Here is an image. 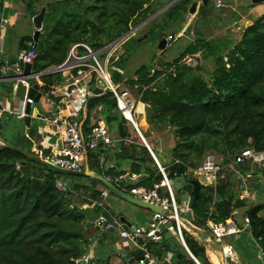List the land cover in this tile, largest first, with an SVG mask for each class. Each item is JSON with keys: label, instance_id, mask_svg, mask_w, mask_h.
<instances>
[{"label": "trees", "instance_id": "obj_1", "mask_svg": "<svg viewBox=\"0 0 264 264\" xmlns=\"http://www.w3.org/2000/svg\"><path fill=\"white\" fill-rule=\"evenodd\" d=\"M170 1L21 0L28 18L37 15L42 7L45 9L34 47L32 71L60 65L71 45L76 43H86L94 50L102 49ZM191 4L192 0H178L152 18L145 25L146 37L155 36L159 42L171 34V41L182 29ZM206 6L200 4L197 15H206ZM200 35L198 33L173 62H160L159 69L151 63L139 66L130 76L124 74L127 55L135 49L127 47V40L139 42L134 36L123 41V53L118 56V51L107 64L116 89L124 86L138 97L137 102L145 105L149 127L158 132L171 131L170 160L161 159L156 151L153 153L171 182L183 181L182 188L172 186L177 204L181 203V196L191 190L187 180L194 177L188 170L196 168L205 154L216 153L225 160H232L239 151L249 147L264 151V14L247 26L234 43L227 38L206 40ZM31 40L30 36L25 37L22 45ZM198 52L214 59L215 68L208 81L194 72L198 68L180 63L185 55ZM155 59L153 56L152 62ZM40 79L41 90L46 91L63 77L61 72H55ZM98 114L107 126L125 121L110 90L88 99L80 116L84 133H88L91 119ZM29 118L19 120L13 114H0V137L6 142L0 145V264H73V259L86 254L92 243L91 231L84 232L83 223L88 216L100 212L95 201L100 199L97 189L100 183L95 178L58 174L47 164L27 159L16 151L34 153L32 142L23 133V127L30 124ZM31 132L34 131L31 129L29 136ZM142 136L148 139L146 132ZM126 140L119 139L117 145L103 151L87 150L86 167L104 177L126 170L142 173L138 184L146 188L161 181L162 175L148 149L139 140ZM49 154L43 152V156ZM240 170L248 171L246 166H240ZM263 172L264 167L254 168L252 172L258 174L249 186L255 204L240 199L224 174L215 186L200 184L194 208L183 218L208 231L207 220L224 222L233 217L235 209L245 208L248 229L261 248L264 264V216L260 214L264 203H259L264 197V182H258ZM58 181L70 184H63L65 190H61L56 186ZM80 190L89 194V202H96L94 208H82L71 200V192ZM159 192L166 193V189ZM170 224L174 226V221ZM181 233L187 249L199 264H218L212 252L193 235L184 228ZM145 246L157 259L170 252L175 255L173 264H196L178 236L166 229L159 241H148ZM133 251L131 256L136 260L141 252ZM108 259V255L96 249L87 264H107Z\"/></svg>", "mask_w": 264, "mask_h": 264}, {"label": "built area", "instance_id": "obj_2", "mask_svg": "<svg viewBox=\"0 0 264 264\" xmlns=\"http://www.w3.org/2000/svg\"><path fill=\"white\" fill-rule=\"evenodd\" d=\"M214 4L216 7H220L221 1L214 0ZM6 22V18L0 17V24H5ZM170 38L171 36L167 40L169 41ZM119 42L113 41L98 50L92 49L86 43L71 45L65 60L60 65L52 67L55 72L62 73L63 80L47 88L45 94L50 109L46 110L43 114L31 115L34 99L33 97H27V95L14 109H8L3 101H0V114L2 112L13 114L19 120L25 117H31L41 124L44 131H54L57 133V138H55L57 141H53L50 145V154L41 158L47 164L65 170L82 171L86 166L87 150L99 149L103 151L107 147L114 146L113 144L116 140L110 136L108 126L101 116L91 119L88 133H84L80 122L81 113L88 99L96 96L92 93V90L98 87L95 83L97 77H100L105 85L103 93L105 90H110L113 93L116 108L120 116L126 122L130 123L139 137L144 140L138 123L134 118L136 111L135 102L127 90L116 89L107 71V60L109 61L112 55L117 52ZM103 53L105 55L103 60L100 61L98 56L101 57ZM35 56L36 52L33 47V41H31L27 43L25 49H19L17 51L13 63L9 64L8 61H5V63L0 61V79L7 70H11L13 80L22 82L29 88L30 80H39L45 75L44 73L46 71L33 72L31 68L29 74L23 72L24 65L30 64L32 66ZM190 57L187 56L185 59H181V62L190 66L189 64L192 60ZM40 83L42 86L43 83L41 81ZM99 83L101 84L102 82L100 81ZM27 104L30 106L29 114L25 113ZM119 139L118 137L117 141ZM58 141H60V149H58ZM146 148L150 155L153 156L157 168L162 175L161 181L153 183L150 188H146L138 184L143 174L128 170L118 175L104 178L121 191L127 192L131 197L160 206L166 213L151 212L150 220L146 224V227L127 226L120 219L112 217L106 210L108 207L99 201L95 203L99 206L100 212L91 217V225L98 233L118 231L119 238L127 242L130 249L141 252L136 259V264H155L154 258L145 244L148 241H159L162 238L163 229L177 235L180 242L185 245L181 233L183 225L179 221V217H181L180 212L189 211L185 200L182 199L180 204L176 203L171 180L166 177L163 167L159 164L147 143ZM33 151L39 157L43 155L34 149ZM240 166H246L248 171L242 172ZM18 167L19 165L17 164ZM263 167L264 151H255L249 147L239 151L225 167H222L221 163L217 161L214 153H207L203 156L201 163L196 168L189 169L188 171L192 172L194 179L196 178L200 184L215 186L218 178L223 177V170L229 168L228 171L240 182L237 192L238 197L242 200L249 201L254 199V195L246 183V176L252 175L254 168ZM260 178L264 181L263 175ZM56 186L61 190H65V186L60 181L56 183ZM163 188L166 189V193L160 194L159 191ZM109 193L107 188L101 187L100 200L103 201L106 199ZM92 206L85 205L83 208ZM171 221H174V226L170 224ZM243 222L242 227L235 225L229 219L217 223L210 220L206 222L208 232L213 234L215 241L220 246L223 264H229L227 256L233 257L234 255L232 246L227 244L224 238L234 236L243 229H248V218L245 217ZM90 258V254L86 252V254L79 258L73 259V264H87Z\"/></svg>", "mask_w": 264, "mask_h": 264}, {"label": "crops", "instance_id": "obj_3", "mask_svg": "<svg viewBox=\"0 0 264 264\" xmlns=\"http://www.w3.org/2000/svg\"><path fill=\"white\" fill-rule=\"evenodd\" d=\"M220 1H221L220 7H216L214 5V7L218 9V11H220L221 8L225 6L222 0ZM246 1H247V4L245 5L244 9L236 11L237 15H234V17L236 16L240 17L239 23H241L240 28H242L241 34L247 26L251 25L253 21H255L256 19H259L264 14V0L259 1V2H253L252 0H243L244 3ZM193 2L197 3V7H198V4H200L199 0H192V3ZM232 10H234L233 7H232ZM0 17L7 19V22L5 24H0V58H3V62L5 63V61L9 62V59L11 57L16 56L17 51L21 49V47L23 46L22 41L24 40L25 37L30 36L32 38L34 28H33L32 21H31L32 18H28L25 15L24 6L21 0H0ZM20 20L25 21V26L21 30H15L16 26L18 25L17 22H19ZM186 21H187V15H186L184 23H186ZM239 23H235L234 25L239 26ZM182 27H184V25H182ZM181 33L182 31L180 33H177V37H180ZM240 36L238 37L237 40L240 39ZM209 40H215V39H209ZM31 41H25L26 44L24 45H27V43ZM236 41H232V42L234 43ZM0 76H1V73H0ZM40 81L41 79L32 82V83L39 84L38 92L40 93V97H39L38 103L40 102L41 104H40V109H37L36 112L33 113L32 109L36 103L34 102L31 108V115L33 114L40 115V114H43L46 110L50 109V106L46 100L47 98L45 94L46 91L43 92L41 90L43 85L41 86ZM27 90H28V87H26L22 82H16L13 80V73L11 70H7L5 74L3 75V77L0 79V101H3V103L8 109H14L16 105L20 101H22L24 97L27 95ZM138 104L142 105V112H141L142 116L137 121V123H139L140 125L139 128L145 132V130H147L149 126L146 122L145 105L141 102H137V105ZM29 120H30V124H28V126L25 125L23 127L24 135L29 136V131L32 129L34 132H31L32 136L30 137L33 143L32 145L33 149L40 154H43V152L45 151H48L50 153V145L52 144L53 141H57V139H55L57 138L56 136L57 133L54 131H44L41 124L37 120L31 117L29 118ZM141 121L144 124L143 126L141 125ZM164 133L165 132H160L159 136L163 137ZM130 138H132V136L131 137L129 136V139ZM153 148H154V151L158 150L157 148H155V146ZM227 164L222 165V167H225ZM252 176L254 177L253 174ZM252 176L247 175L246 178H250ZM254 178L256 180V176ZM258 182L260 183L264 181L262 178H260L258 179ZM66 183L70 184L68 181ZM97 189L98 191H100L101 185H97ZM106 199H104L103 201L100 199L95 200V201L103 202L108 207V205L106 204ZM95 201L84 203L81 207L83 208V206L85 205L94 206ZM249 201L251 204L254 203V199L249 200ZM259 203H264V197L262 201H260ZM93 206L87 207V208L92 209L94 208ZM143 210L144 211L135 213L136 222L140 224V225L139 224L137 225L140 227H146V224L150 220V216H151V213L150 214L147 213V211L149 210H145V209ZM244 211H245V208L235 209L233 211V217L229 220L233 222L235 225L242 227L244 223L243 219L245 218ZM117 212L122 213L121 210ZM260 214L264 216V210H262ZM110 215L114 218L119 219L118 216L122 214H117L116 216H114L110 212ZM123 219L125 220V218ZM126 223L129 226L130 225L133 226L131 221L127 220V222L125 221V224ZM91 234H92V237H91L92 243L91 245H89L87 249V252L90 254V257H91V254L92 256H94L95 254L96 249L93 246L100 244L102 245V247L100 248L101 254L104 256L105 255L109 256L107 264H125V263L126 264H136V260L132 258L131 256V253L134 251L130 249L127 242L119 238L118 231L104 232V233H98L97 231L96 232L91 231ZM229 239H230V242L228 243L229 245L232 246V249L234 251L233 259L236 264H263V257H262L263 254H262L261 248L251 236L249 229H243L241 230L240 233L234 236H229ZM183 247L186 249L187 252H189L186 245H184ZM153 258H154L155 264H173L175 261V255L170 252H165L161 256L160 259H157L154 256ZM91 259H93V257H91ZM97 260H99V258H97Z\"/></svg>", "mask_w": 264, "mask_h": 264}, {"label": "rangeland", "instance_id": "obj_4", "mask_svg": "<svg viewBox=\"0 0 264 264\" xmlns=\"http://www.w3.org/2000/svg\"><path fill=\"white\" fill-rule=\"evenodd\" d=\"M222 2L225 6H223V8H221V10L218 11V9L214 7L215 4H214L213 0H210L206 6L207 7L206 15H202V14L197 15V11H198V8L200 6V4H198V7L195 10V12L193 13V15L189 16L187 14V21H186V23L182 24V25H184V27H182V29L178 32V33H180L182 31L180 37H177L175 35V37L171 41L167 40L166 47L162 50L163 52L158 48L159 42L157 41L155 36L152 37V39H150V37L147 38L145 35V32H144L145 27H146L145 25L147 23H149L151 19H149L148 21H146L144 24H142L140 26H138V25L143 21H140L139 23L131 26L130 29H134L136 26H138V27L136 30L134 29L132 31V33H130L129 36L126 37L124 40L128 39L129 37L134 36L135 39L137 38V41H139V42L134 43L133 40H131V41H129V39L127 40V47L131 46L130 48H135V49H132L131 52L127 55L128 57H127V61L125 63L124 74L126 76L132 75L133 72L141 65H149L152 63V65L155 68L159 69V68H161L160 66H158V64L160 62H162V64H167V63L173 62L174 59L178 58L181 55V53H183L186 46L193 42V40L195 39V37L197 36L198 33H201L202 35H200V36L206 40L227 38V39H230L232 41H236L241 34L242 28H240L241 23H239L240 17L239 16L234 17V15H237L236 11L244 9L245 5L247 4V1L244 3L243 0H222ZM231 6L234 8V10H232ZM189 20H190V22H189ZM187 23H188V25H186ZM235 23H239V26L234 25ZM17 24L18 25L16 26L15 30H21L25 26V21L20 20L19 22H17ZM124 40L119 42L117 52L121 51V46H122ZM117 52L114 53L112 56H116ZM153 56H156L155 62H154V60L152 62ZM187 56L188 57L191 56L190 58H192V60L189 64L190 65L189 67L198 68V69L194 70V72L196 74H199L205 80L208 81L210 79L211 72L215 68L214 59L212 57H209V56H202L201 52H198L194 55H190V54L185 55L182 59H185V57H187ZM98 59L100 61H102L103 57L98 56ZM108 62L109 61L107 60V64H108ZM180 63H182L181 60H180ZM30 81L33 82V81H36V79L30 80ZM122 89L127 90L129 92L131 98L135 102V105H136L135 106L136 107L135 114L136 115L134 114V118H135V121H138L140 119V117L142 116V114H141L142 106L137 105V98L138 97L135 94H132L129 91V89L125 88L124 86L119 88V90H122ZM42 91L45 92L44 90H42ZM40 104H41L40 102L35 103V105L32 109L33 113L36 112L37 109H40ZM137 107H138V111H137ZM100 116L101 115L98 114L95 118H98ZM141 125L142 126L144 125L142 123V121H141ZM123 126H124L126 132L129 134V136L130 137L132 136V138H130V139L128 138L126 141H131V140L135 139V140H139L142 143L139 135L133 129V126L130 123L124 121ZM108 129H109L110 136L116 140V142L113 145H117L118 135H117L116 125L112 124V125L108 126ZM141 132L144 133V131H142V130H141ZM145 132L148 135V139L145 141L147 142V144H149L150 148L152 149V152H154L153 147L155 146V148H157L159 150V151L156 150V153L159 155V157L161 159L163 158L166 161H169L170 155H168V154H169L170 144L172 141L171 131H166V133L163 135V137H161V136H159L160 132H158L154 128L148 126V129L145 130ZM15 136L16 135L13 134L12 138H14ZM27 138L32 142L31 137H27ZM32 145H33V143H32ZM110 147H112V146H110ZM214 154L217 158V161L220 162L221 165H225V163L231 162L230 158L225 160V159H223V157L220 154H216V153H214ZM34 155H36V154H34ZM154 156L157 159L155 154H154ZM43 157L44 156L41 155L40 158H43ZM188 174L192 175V172L189 171ZM224 174H225V177H227L229 179V182H230L232 188L236 192H238L240 182H238L236 180V178L234 177V175L232 173H230L227 169L224 170ZM253 175H254V177L258 176V174H253ZM254 177L252 176L250 178H246V183H247L248 187L249 186L251 187L252 184L254 183V181H256ZM65 185H67V184H65ZM172 186H174L175 188H182L183 187L182 179L174 180L172 182ZM87 199H89V194H87V192H85L84 190H80L79 192H71V200L77 205L82 206L84 203H89V201ZM246 203L251 204L250 201H247ZM106 204L108 205V208H106V207L105 208L109 213L111 212L114 216H116L117 214H122V215L118 216L119 219L121 217H123V218H125L126 222H127V220L131 221L133 226H138L137 224H139V223L136 222L135 213H139L140 211H144L142 208L136 207L132 204L130 205L129 203L117 198L116 196H114L111 193L109 194L108 198L106 199ZM116 210L117 211L121 210L122 213H119ZM147 213L150 214L151 212L147 211ZM187 213L188 212H183V213L180 212L181 218H183L184 215H186ZM183 219H185V218H183ZM83 230L86 233L89 231L96 232L91 225V217L90 216H88L85 219V221L83 223ZM224 241L227 244H229L228 243V242H230L229 237H225ZM93 247L95 249H100L102 247V245L98 244V245H94ZM91 257H93L92 254H91Z\"/></svg>", "mask_w": 264, "mask_h": 264}, {"label": "water", "instance_id": "obj_5", "mask_svg": "<svg viewBox=\"0 0 264 264\" xmlns=\"http://www.w3.org/2000/svg\"><path fill=\"white\" fill-rule=\"evenodd\" d=\"M177 1L178 0L170 1L164 7H162L158 11H156L153 15H151V16L147 17L145 20H143V22H141L138 26L144 24L149 19L154 18L159 13H161L164 10H166L169 6H171L172 4H174ZM209 1L210 0H200V4L207 5V3ZM252 1L253 2H259V1H262V0H252ZM196 7H197V3L196 2H193L190 5V7L188 9V15L189 16L193 15V13L196 10ZM44 10H45L44 7H42L41 10L39 11V13L37 15L33 16L32 19H31L32 25H33V28H34V32H33V35H32L33 47H36V45H37V40H38L40 31H41V28H42ZM138 26H136L134 29L136 30ZM134 29H129L125 34H123L121 37H119L115 41L119 42V41L124 40L126 37L129 36L130 33H132V31ZM169 36H171V34H167L165 37H163L159 41L158 48L161 51L166 47L167 38ZM25 48H26V45H23L21 47V49H25ZM122 53H123V50L121 49V51L118 52V56H120ZM0 61L2 62L3 58H0ZM14 61H15L14 57H11L9 59V63L10 64L13 63ZM31 68H32V66L30 64H26V65H24L23 72L25 74H29L31 72ZM54 72H55L54 68H51V69H47L44 74L46 75V74H51V73H54ZM100 81L102 82L101 84L99 83ZM95 83H96V85L98 87H95L92 90V93L94 95H96V96L102 95L103 94V89L105 88V85H104L102 79L100 77H97L96 80H95ZM38 88H39V84L30 82L29 88L27 90V97H33L34 102H38L39 97H40V93L38 92ZM25 113L26 114L30 113L29 104H27L26 107H25ZM116 130H117V135H118V137L120 139L129 138V134L126 132V130H125V128H124V126H123V124L121 122L117 123ZM0 141H1L0 145H6V142L1 137H0ZM141 141H142V144L146 147L145 141L143 139H141ZM57 144H58V149H60L61 148L60 141H58ZM16 151L23 153L27 159L47 164L44 160H42L37 155L27 154V153H25V152H23V151H21L19 149H16ZM152 158H153V156H152ZM47 165L53 171H55L56 173L61 174V175H74V176H84V177H88V178H95V179L98 180V182L100 183L101 187L107 188L111 194H113L114 196L118 197L119 199H121V200H123V201H125V202H127L129 204H132L134 206H137V207L145 209V210H149L151 212L166 213V211H164V209H162L160 206H156V205L144 202L142 200L136 199L134 197H131L127 193L121 191L114 184H112L111 182L107 181V179H105L103 176L96 175L95 173L89 171L86 166H85V168L82 171H73V170L61 169V168H58L56 166H52V165H49V164H47ZM263 176H264V172H263ZM187 183L191 185V190L188 193L183 194L181 196V198L187 202L188 210L192 211L193 208H194L195 201H196V199L198 197V191H199V187H200V182L197 179H188ZM120 220L125 223V220L123 218H121ZM179 221L182 223L183 228L186 229L191 235H193L195 237V239L198 241L199 244L203 245L205 248H207L209 251L212 252V254L216 257L218 264H223V260H222L221 254H220V246L215 241V238H214L213 234L209 233L206 230H202V229H199V228L193 226L191 223H189L187 220H185V219H183L181 217H179ZM126 225L129 226L127 223H126ZM188 254L195 261L196 264H199V262L192 256V254L190 252H188ZM227 261H228L229 264H236L234 262L233 257H231V256H227Z\"/></svg>", "mask_w": 264, "mask_h": 264}, {"label": "clouds", "instance_id": "obj_6", "mask_svg": "<svg viewBox=\"0 0 264 264\" xmlns=\"http://www.w3.org/2000/svg\"><path fill=\"white\" fill-rule=\"evenodd\" d=\"M50 69V68H49ZM47 70V69H46ZM141 131V130H140ZM142 134V133H141ZM144 138V137H143ZM128 139V138H127ZM145 140V139H144ZM146 142V141H145ZM147 143V142H146ZM152 150V149H151ZM104 177V176H103ZM186 230V229H185Z\"/></svg>", "mask_w": 264, "mask_h": 264}]
</instances>
